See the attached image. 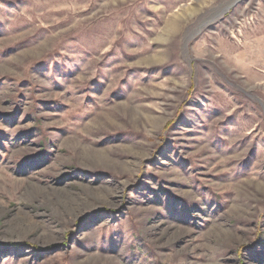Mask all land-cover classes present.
<instances>
[{
    "label": "rangeland",
    "instance_id": "374dc122",
    "mask_svg": "<svg viewBox=\"0 0 264 264\" xmlns=\"http://www.w3.org/2000/svg\"><path fill=\"white\" fill-rule=\"evenodd\" d=\"M0 264H264V0H0Z\"/></svg>",
    "mask_w": 264,
    "mask_h": 264
}]
</instances>
